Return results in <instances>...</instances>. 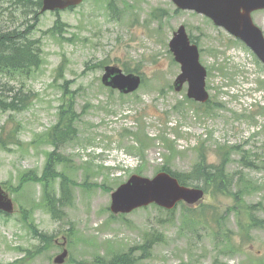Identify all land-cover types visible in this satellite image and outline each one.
Instances as JSON below:
<instances>
[{
	"label": "rangeland",
	"instance_id": "374dc122",
	"mask_svg": "<svg viewBox=\"0 0 264 264\" xmlns=\"http://www.w3.org/2000/svg\"><path fill=\"white\" fill-rule=\"evenodd\" d=\"M24 1L0 0V32H25L42 52L37 70L2 80L13 88L6 97L21 99L17 111L0 108V183L19 206L0 211V264H55L54 239L65 235V264H109L120 254L135 264H264V64L251 48L172 0H85L44 13ZM253 18L264 31V9ZM55 22L61 32L50 31ZM180 25L207 69L204 107L187 98V84L173 87L181 66L169 42ZM114 64L143 75L136 92L104 86ZM68 119L73 137L60 144L62 130L52 128ZM220 144L236 146L226 166L232 193L188 179L207 192L191 208L111 211V192L131 175L217 166ZM249 156L256 165L245 169ZM28 172L35 179L21 182Z\"/></svg>",
	"mask_w": 264,
	"mask_h": 264
},
{
	"label": "water",
	"instance_id": "95a60500",
	"mask_svg": "<svg viewBox=\"0 0 264 264\" xmlns=\"http://www.w3.org/2000/svg\"><path fill=\"white\" fill-rule=\"evenodd\" d=\"M83 0H43L42 11L48 9H65L77 5ZM181 8L196 9L211 16L217 24L224 25L229 31L245 41L264 63V33L252 18V12L264 9V0H174ZM171 49L176 59L182 64V73L174 85L177 91L183 89L189 82L188 96L200 102L209 99L206 90L207 70L199 61V49L191 41L184 26L175 33L171 41ZM103 81L107 85L119 88L125 93L136 90L141 83V77L135 74H125L116 66H108ZM204 196V190L198 187L182 185L177 177L163 171L154 178L134 174L116 191L112 193L111 209L114 213H127L135 208L149 205L153 202L166 208H173L184 200L193 205ZM0 210L12 213L16 203L9 193L0 185ZM66 245V241L62 246ZM68 256V250L58 255L55 262L62 264Z\"/></svg>",
	"mask_w": 264,
	"mask_h": 264
},
{
	"label": "trees",
	"instance_id": "16d2710c",
	"mask_svg": "<svg viewBox=\"0 0 264 264\" xmlns=\"http://www.w3.org/2000/svg\"><path fill=\"white\" fill-rule=\"evenodd\" d=\"M32 3L35 6L41 5V0H37L36 2L33 0H25L24 3L28 4ZM62 27L60 25V22H55V25L51 28V32H58L62 30ZM25 32L13 30V31H2L0 32V108L1 109H9V110H18L19 103H20V96L18 93H15L11 96L10 100L8 97H6V92H12L13 88H6L7 84L3 83V77L9 76L11 79L17 77V75L22 73H29L34 68L37 70L42 62V55H41V49L38 48V42H35L30 39H24ZM127 71H131L130 69H126ZM2 87V88H1ZM8 89V90H7ZM5 90V91H4ZM5 96V97H4ZM12 99V100H11ZM216 102H212L209 105V108H214ZM203 107L206 105H202ZM71 108V106H70ZM70 108L67 110L70 111ZM64 106H60V110H64ZM71 113V112H70ZM69 113V114H70ZM63 115V114H62ZM63 118V116H62ZM64 119V118H63ZM73 122L72 119H68L66 123L62 124L59 122L54 128H52V131L56 132L58 130H62L61 135L58 140L66 141L68 139V135L72 132ZM62 126H65V129L62 128ZM61 143V142H60ZM60 144H58L59 147ZM199 147H205V142H200L198 144ZM197 146V147H198ZM236 146L231 147H223V144L219 145V150L222 152L223 160L221 164L214 166V165H206L205 161H201L195 165L193 170L189 173H173L179 179L187 184L188 179H193V181H202L206 188L212 187L215 189L216 192H229L232 193V187L234 185V180L232 178H229L226 173V166L230 160L231 154L234 152L232 151L233 148ZM239 148V147H238ZM223 150V151H222ZM55 151H53L50 156H53ZM51 159V157H50ZM243 167L246 168H252L255 167L256 161L253 160L250 156L245 157L243 160ZM47 169L52 167L51 160L47 163ZM165 170L170 171L168 166L164 167ZM35 179L32 176L31 172H28V174H23L21 177V182H24L26 180ZM40 181L44 180V177L38 178ZM7 188V187H6ZM62 190L63 192H66L69 190L68 185L65 183L62 184ZM153 244H151L152 248ZM109 264H134V257H132V254H123V255H117L114 257L111 261H109Z\"/></svg>",
	"mask_w": 264,
	"mask_h": 264
},
{
	"label": "bare ground",
	"instance_id": "6f19581e",
	"mask_svg": "<svg viewBox=\"0 0 264 264\" xmlns=\"http://www.w3.org/2000/svg\"><path fill=\"white\" fill-rule=\"evenodd\" d=\"M31 7V6H30ZM2 88V87H1ZM8 90V89H7ZM5 91V90H4ZM9 92V91H8ZM12 95H14V94H12ZM5 97V96H4ZM12 100V99H11Z\"/></svg>",
	"mask_w": 264,
	"mask_h": 264
}]
</instances>
